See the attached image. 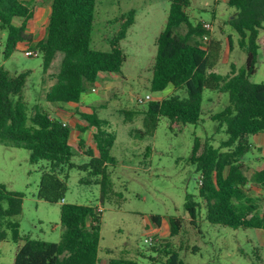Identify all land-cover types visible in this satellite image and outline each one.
<instances>
[{"label":"trees","instance_id":"1","mask_svg":"<svg viewBox=\"0 0 264 264\" xmlns=\"http://www.w3.org/2000/svg\"><path fill=\"white\" fill-rule=\"evenodd\" d=\"M169 8L164 28L156 38V53L152 64L149 88L162 91L172 86L173 92L161 99H151L144 111V124L149 133L155 130L159 117L165 116L170 127L178 123H196L202 114V95L205 90L228 94V104L210 118L219 127L224 125L226 139L219 146L195 137L190 160L199 171L198 197L212 224L231 228L264 229V167L248 175L244 156L250 150L249 136L264 133V82H253L258 62L259 31L264 26V0H226L234 8L230 25L239 35V46L246 53L244 65L236 69L230 64L225 74L213 70L220 54V41L211 37L202 22L193 24L186 8L190 0H167ZM97 0H50V13L45 36L33 42L26 33L27 22L35 9L25 0H0V30L6 32L3 55L9 57L18 44L38 49L42 58V72H46L57 52L62 57L54 82L45 91L48 102H78L82 92L92 87L101 73H120L126 54L120 42L134 21L135 11L121 14L118 28L109 39V50L92 46V29ZM20 18V24H14ZM185 26L183 33L176 29ZM207 34L208 40H203ZM227 47H231L228 37ZM29 71L10 74L0 67V143L28 150V160L35 164L44 160L37 188L39 199L56 203L64 199L67 189V169L76 167L85 172L79 180L99 185L100 200L114 194L107 171L115 163L110 147L115 135L103 128L106 120L95 110L78 112L85 123L76 128L84 132L94 128V148L86 147L83 138L77 149L89 157L88 162H71V128L38 104L31 114L23 97ZM130 118L131 111L123 110ZM199 182V181H198ZM257 190H254V188ZM24 193L10 191L0 183V242L10 231L14 242L23 240L14 255L13 264H98L100 223L102 210L93 204L61 203L60 224L63 231L57 242L21 236L19 224L11 220L22 211ZM200 201L185 195L187 215L195 218ZM151 222L161 224L159 215H151ZM170 235L179 233L182 218L169 217ZM164 264H179L176 251L165 245ZM109 264H138L133 259L111 258Z\"/></svg>","mask_w":264,"mask_h":264},{"label":"rangeland","instance_id":"2","mask_svg":"<svg viewBox=\"0 0 264 264\" xmlns=\"http://www.w3.org/2000/svg\"><path fill=\"white\" fill-rule=\"evenodd\" d=\"M25 2L36 11L26 25V33L36 42L45 36L50 0ZM168 6L167 0H97L91 34L94 48L109 50V39L118 28L121 14L133 9L136 19L120 42L127 57L121 75H104L95 84L94 93L100 98L95 103L97 116L106 120L103 128L115 135L109 151L115 163L107 166L114 194L101 201L99 185L80 182L85 172L72 167L67 169L63 202L93 204L102 210L98 247L100 264H109L111 258L133 259L138 264H164L167 256L162 249L167 248L166 244L177 252L179 264H264V229L231 228L212 224L206 219L203 203L198 197L200 173L190 160L195 137L208 139L215 147L226 139L224 125L219 127L210 115L228 104V94L205 90L202 114L196 123H178L170 127L169 119L160 116L153 133L145 127L147 101L139 104L137 98L150 94L151 99H160L173 92V89L166 88L156 94L149 88L156 38L161 29L159 19L167 15ZM232 10L234 8L223 0H190L186 8L189 20L193 24L198 21L209 23L210 34L219 38L223 45H227L230 37L231 55L240 67L245 51L241 50L239 35L228 22L234 13ZM152 19L156 23L149 25L148 21ZM13 22L18 25L21 19L14 18ZM185 30L183 25L176 32ZM5 37L6 32L0 30V67L13 75L29 71L23 89L28 113L31 114L35 104L51 112L55 104L46 101L44 94L54 82L62 53L57 52L48 70L42 72L41 56L24 55V51L30 49L28 43L18 44L16 50L4 58ZM228 53L225 51L224 54ZM226 68L227 63H219V73H225ZM250 79L264 82L261 56ZM123 110L133 113L129 119ZM93 130L88 128L79 133L73 127L70 131L71 162L74 164L88 162L89 157L77 149L78 137L84 139L86 147L94 148ZM260 139L264 141V137ZM249 142L252 148L244 156L248 175L264 161V144L257 150L253 136H249ZM46 166L44 160L31 164L28 150L0 143V183L10 191L24 193L22 211L11 220L18 222L21 236L57 242L63 231L60 224L63 202L51 203L37 197L40 175ZM186 194L201 202L192 220L184 207ZM151 215L161 217L158 227L151 222ZM170 216L182 218L181 230L174 236L170 235ZM149 235L154 238L151 245L144 242ZM22 243L23 240L14 242L7 230V238L0 242V264H13L16 249Z\"/></svg>","mask_w":264,"mask_h":264},{"label":"crops","instance_id":"3","mask_svg":"<svg viewBox=\"0 0 264 264\" xmlns=\"http://www.w3.org/2000/svg\"><path fill=\"white\" fill-rule=\"evenodd\" d=\"M225 3H226V0H223ZM168 4H169V2H168ZM168 8H169V6H168ZM232 11H234V10H232ZM36 12V11H35ZM49 13H50V3H49ZM168 13V12H167ZM34 15H35V13H34ZM48 16H49V14H48ZM162 16H164V15H162ZM233 16V15H232ZM155 17V16H154ZM166 18H167V15L164 17V18H161L160 17V19H159V21H160V24H161V26H160V30H159V32L164 28V25H165V22H166ZM232 18V17H231ZM48 20V19H47ZM48 22V21H47ZM136 22V19H135V14H134V21H133V23L132 24H134ZM156 23V21L154 20V19H152V20H150V21H148V24L149 25H151V24H155ZM132 24L130 25V27L129 28H131V26H132ZM146 24H147V22H146ZM47 26V25H46ZM263 26H264V24H263ZM128 28V29H129ZM261 31H262V33H261ZM159 34V33H158ZM211 37H213L214 39H216V40H219L220 41V45H221V49H220V54H219V59H218V61H217V63H216V65L214 66V68H213V70L215 71V72H218L219 73V63H227L228 64V68H226L225 70H224V72L226 73L227 71H228V69H229V67H230V64L231 63H233L234 65H235V67H236V69H239V68H241L243 65H244V62H245V57H246V53H245V56H244V59H242L243 60V65L242 66H240V67H238L237 66V62H236V59H235V57H234V55H231L232 54V48H233V46H232V44H231V47H230V49H228V47H227V45L225 44V45H223V43L221 42V40L219 39V38H215L214 37V35L212 34L211 35ZM123 40V39H122ZM259 42H260V45H261V48L259 49V54H258V59H259V56H261V58H262V61L264 62V28L263 29H260V31H259ZM239 44V43H238ZM96 48V47H95ZM97 49V48H96ZM241 50H244V49H242L241 48ZM225 51H228L229 53H230V56H228L229 55V53L227 54V55H225L224 53H225ZM232 59H231V58ZM153 60H154V58H153ZM126 61H127V57H126V60H125V62H124V64L122 65V67H121V72L120 73H101L100 75H99V77H101L100 79L102 80V77L104 76V75H114V74H116V75H121V73H122V70L124 69V65H125V63H126ZM225 73H223V74H225ZM99 79V78H98ZM98 81V80H97ZM96 81V82H97ZM96 82L93 84V86L92 87H89L87 90H85L84 92H82L81 93V95H80V98H79V101L78 102H55L54 104V106H53V109L51 110V112H49L50 113V115H51V117H55V118H57V119H59V120H61L62 122H64L65 124H67L68 126H70V128H71V130H72V128L74 127L75 129H76V131L77 132H79L80 133V131H78V129L76 128V126L78 125V124H80V125H82V126H84L85 125V123L84 122H82L80 119H79V115H78V112H87V113H89V112H92L93 110H95V112L97 111L96 109H95V103L97 102V101H99V96L98 95H96L94 92H95V90H96ZM150 84V83H149ZM166 88H171L172 89V86H167ZM165 88V89H166ZM94 89V90H93ZM164 89V90H165ZM163 91V90H162ZM162 91H155V93L156 94H159L160 92H162ZM159 99V98H158ZM161 99V98H160ZM52 103V102H51ZM97 114V113H96ZM87 130V129H86ZM79 136V135H78ZM251 136H253L254 137V139H255V143H256V146L254 147L255 149H257V150H260L261 149V146H262V144H264V141H263V139L261 140H259V138L260 137H264V133H258V134H254V135H251ZM81 137L79 136L78 137V139H80ZM248 140H249V138H248ZM86 146V145H85ZM252 148V145L250 144V149ZM244 162H245V160H244ZM264 167V161H263V164L262 165H260V166H258L256 169H254L253 171H255V170H258V169H261V168H263ZM252 171V172H253ZM253 187V186H252ZM254 188V187H253ZM254 190H257V189H255L254 188ZM256 229H263V228H256ZM262 237H263V241H264V234H262ZM108 261H109V259H108ZM101 263V259H100V261H99V263L98 264H100Z\"/></svg>","mask_w":264,"mask_h":264},{"label":"built area","instance_id":"4","mask_svg":"<svg viewBox=\"0 0 264 264\" xmlns=\"http://www.w3.org/2000/svg\"><path fill=\"white\" fill-rule=\"evenodd\" d=\"M203 27L206 29V30H209V28H210V24L209 23H203ZM203 40L205 41V40H208V35L207 34H205L204 36H203ZM24 55H26V56H28V57H30V56H35V57H37V56H40L41 54H40V51L38 50V49H26L25 51H24ZM94 90V89H93ZM149 100H151V95L150 94H146L144 97H138L137 98V102L139 103V104H141V103H144V102H148ZM201 182V180L199 179V183ZM62 202H63V199L61 200ZM144 242L145 243H148L149 245H151L153 242H154V238H153V236H151V235H149L148 237H145V239H144Z\"/></svg>","mask_w":264,"mask_h":264}]
</instances>
